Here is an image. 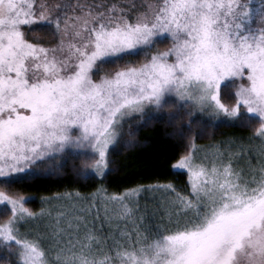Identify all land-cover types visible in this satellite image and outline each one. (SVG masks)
Here are the masks:
<instances>
[{"label": "snow or ice", "instance_id": "1", "mask_svg": "<svg viewBox=\"0 0 264 264\" xmlns=\"http://www.w3.org/2000/svg\"><path fill=\"white\" fill-rule=\"evenodd\" d=\"M220 118L251 127L257 164L219 146L198 155L193 126ZM153 119L182 142L170 161L183 189L158 180L106 196L118 210L104 208L116 224L105 235L89 228L95 205L27 206L22 186L70 162L105 179L110 148ZM0 185L10 264H264V0H0ZM143 192L165 196L167 220L129 229Z\"/></svg>", "mask_w": 264, "mask_h": 264}, {"label": "trees", "instance_id": "2", "mask_svg": "<svg viewBox=\"0 0 264 264\" xmlns=\"http://www.w3.org/2000/svg\"><path fill=\"white\" fill-rule=\"evenodd\" d=\"M139 3V0H136ZM42 35L39 30L35 33ZM204 119H208L204 117ZM258 123V122H257ZM200 132L196 139L198 147L202 148L217 143L232 130H237L243 135H251L252 129L247 126H237L235 123L219 122L213 123L209 120L207 127L203 131L196 125L193 126ZM182 142L175 134L174 128L164 120L153 119L147 122L135 135V142L128 146H123V142L115 149L109 150V171L103 180L88 179L76 176L72 170L71 162L61 172L47 177H36L27 181L20 191L29 197L27 206L33 211H40L49 203H44V197L63 196L64 193H79L80 196L96 194L106 197L114 193H122L125 189L136 187L137 185H148L156 181H172L178 189L184 188L186 177L179 174V170L171 168L170 158L178 152L183 151L180 145ZM79 163V161H75ZM0 187H3L0 185ZM104 191H98V189ZM15 190V189H13ZM160 195L159 193H156ZM141 197V195H140ZM155 198V197H154ZM158 199V197H156ZM165 198V196H164ZM145 198L139 199L140 204ZM159 208L163 206L168 209V205H161L163 200L156 202L149 200ZM167 201V200H166ZM163 214V212H157ZM140 215V214H139ZM139 217V216H138ZM150 225L160 224L163 220L152 221ZM15 260L8 251L0 249V264H10Z\"/></svg>", "mask_w": 264, "mask_h": 264}, {"label": "rangeland", "instance_id": "3", "mask_svg": "<svg viewBox=\"0 0 264 264\" xmlns=\"http://www.w3.org/2000/svg\"><path fill=\"white\" fill-rule=\"evenodd\" d=\"M207 118V116H205ZM213 123H219L222 121L229 122V123H234L232 121H229L225 118H220V119H214L211 120ZM251 135H243L241 132L237 130H232L230 133L225 135L221 140H219L217 143L211 144L209 146L202 147L200 149V152L198 155L203 156L205 154H210L213 150V146H219L221 150L227 152H233L240 154L239 156V161H238V167H242L245 170L248 168V161L249 159L252 160L253 164H257L258 160L255 159L257 157V154L259 153L261 149V144L259 140H250ZM241 147L245 149V151L241 154ZM250 150V151H248ZM178 170V169H175ZM180 171V170H179ZM160 195H157L156 193L153 192H143L141 193V197L145 198V201L140 204L138 201V208H136V205L133 204V209H134V216H132L128 221H127V226L129 229H132L134 226V222H139V217L143 216L144 217V223L149 224V219L152 221H158V220H163L166 222L167 216L166 212L169 209V205L167 203V199L164 198V195L162 193H159ZM139 197V199L141 198ZM155 197V198H154ZM163 200L161 202V205H168V209L164 208L163 206H159V208H156L152 201H157L158 199ZM71 203H75L77 208H87L90 205H95L93 208L92 213L88 216V222H89V228H95V230L100 234V235H105L109 233L110 231H114L116 228V224L112 223L109 224L106 221V214L104 211V208L107 207L109 209L107 215L111 216L113 211L118 210L117 207L111 203H108L105 205V197H101L99 195L91 194L87 196H80L78 199H75L74 201H68L66 199H56L54 201H51L45 209H52L56 210L59 209L60 206H69ZM99 208V219H96V211L95 208ZM163 212V214H158L157 212ZM39 212V211H38ZM140 214V215H139ZM139 216V217H138ZM49 221L47 218L34 221L32 225H29V227H34L39 230H43L45 224H47ZM121 227H124V222H121L120 224ZM24 229H22L23 231ZM14 256V255H13ZM15 257V256H14Z\"/></svg>", "mask_w": 264, "mask_h": 264}]
</instances>
